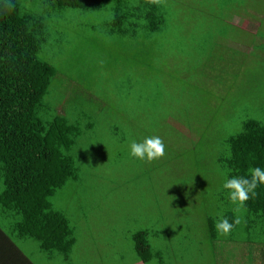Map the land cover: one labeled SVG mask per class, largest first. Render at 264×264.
I'll list each match as a JSON object with an SVG mask.
<instances>
[{"label":"rangeland","instance_id":"rangeland-1","mask_svg":"<svg viewBox=\"0 0 264 264\" xmlns=\"http://www.w3.org/2000/svg\"><path fill=\"white\" fill-rule=\"evenodd\" d=\"M167 1L182 10L183 5L193 3ZM32 8L30 4L27 9L39 11ZM165 9L169 26L157 35V42L166 44L161 45L162 49L157 46L160 48L153 53L161 66L159 86L153 89L147 71H129L125 86L116 77V72L124 73L129 66L111 62L118 58L111 42L123 46L126 41L110 36L111 6L80 14L72 21L77 24L74 31L65 29V36L55 46L52 57L58 73L52 85L64 88L56 99L63 96L66 107L72 106L70 100L75 94L88 98L75 101L79 113L88 117L93 115L94 107L106 111L96 115L93 134H84L74 147V166L79 170L76 179L67 180L51 197L53 208L62 212L72 227L79 252L75 250L72 262L59 258L55 264H133L137 256L131 233L139 228L150 230L151 256L147 264H216L217 250L212 252V246L207 244L205 219L210 207L216 205L215 195L222 179L211 154L203 152L207 148L200 146L196 135L205 133L210 126L224 138L239 131L237 115L264 114V37L251 39L243 34V29L255 32L260 23L252 19L257 17L253 10L244 13L242 30L235 26L233 17L229 20L232 26L226 21L218 25L224 35L216 37L213 25L206 29L203 24L199 27L204 35L195 36L196 22L182 15L172 20L171 5ZM215 16H223L219 7ZM137 39L130 45L126 42V46L143 49L144 37L139 36L140 44ZM252 53L258 56H250ZM242 62L254 79L232 74ZM127 78L130 87L126 85ZM85 79L91 82L82 86ZM237 102H248L250 106H234ZM123 107L137 109L138 122L129 119L124 111L114 117ZM235 110L237 113L226 116ZM183 114H188L186 124H194V134L176 121ZM228 118L233 121L228 122ZM128 120L135 122L134 128L129 127ZM114 125L120 131L118 136L111 133ZM120 136H124L122 140ZM151 136L163 139V157L147 162L130 155L132 141L142 142ZM32 245L29 250L36 263L54 264L45 261L38 244Z\"/></svg>","mask_w":264,"mask_h":264},{"label":"trees","instance_id":"trees-1","mask_svg":"<svg viewBox=\"0 0 264 264\" xmlns=\"http://www.w3.org/2000/svg\"><path fill=\"white\" fill-rule=\"evenodd\" d=\"M30 4L39 11L28 10ZM169 4L172 20L182 15V18L196 22L195 36L203 33L199 24L206 29L213 25L216 37L224 35L218 25L226 21L232 26L229 20L234 18L237 22L235 26L242 30L240 22L246 17L244 13L256 11L257 17H251L260 21L256 31H242L246 33L244 36L251 39L258 35L264 37V0H218V3L216 0H193L192 4L183 5V10L167 0H0V238L11 247L14 260L25 254L28 258L26 264H39L29 250L33 243L38 244L43 257H46L45 261L54 264V260L59 258L67 263L72 262L77 250L73 229L64 214L53 208L51 197L65 186L67 180L76 179L79 170L74 166L77 153L74 147L84 134H93L96 115L106 111L103 107L93 106V115L88 117L84 112L79 113L75 105L77 99L88 98L75 94V98L70 100L72 106L66 107L62 104L65 100L63 96L56 99L64 88L52 85L58 73L52 55L56 44L65 36L64 30L70 28L74 31L77 24L72 21L80 14H90L111 6L113 15L108 23L110 36L117 35L122 40L126 38L123 46L111 42V48L118 56L111 62L114 60L115 66H129L124 73L116 72V77L125 86L129 71L139 74L147 71L153 89L159 86L161 78V66L153 53L166 44L157 42V35L168 29L165 7ZM218 7L223 15L221 17L215 16ZM141 35L144 37L141 40L145 46L143 49L136 45L126 46V42L130 45L137 38L136 42L140 44ZM251 45L257 47L253 41ZM250 56L258 55L252 53ZM238 65L232 74L254 79L246 63ZM90 82L85 79L82 86ZM126 85L131 86L128 78ZM240 105L250 106L248 102L234 104ZM258 106L262 107L259 103ZM123 111L129 115V119L138 122L140 117L135 116L137 109L134 108L123 107L114 117L117 118ZM232 112L237 113L236 110L230 111L226 116ZM187 115L183 114L182 118L176 120L185 125H176L194 134L191 130L194 124L185 123ZM237 117L240 129L234 134L221 138L217 131L207 126L205 133L196 135L200 146L207 148L203 152L209 156L211 154L217 174L222 179L219 192L215 195L216 205L210 207L205 219L207 244L212 246V252L217 250L214 258L216 264H259V259L260 264H264V184L258 185L256 194H250L242 206L231 203L227 190L222 188L227 178H248L250 168L260 167L264 170V114ZM227 120L233 121L232 118ZM129 122V127L134 128L135 122ZM139 127L141 129L140 124ZM111 133L120 135L115 125ZM123 137L120 136L119 140ZM218 214L233 223L227 236L219 235L216 231ZM237 218L239 223H234ZM149 232L148 228H139L131 233L137 256L134 263L147 264L149 261Z\"/></svg>","mask_w":264,"mask_h":264},{"label":"clouds","instance_id":"clouds-1","mask_svg":"<svg viewBox=\"0 0 264 264\" xmlns=\"http://www.w3.org/2000/svg\"><path fill=\"white\" fill-rule=\"evenodd\" d=\"M129 147L131 156L147 162L159 159L165 154V145L159 136L145 137L142 142L132 141ZM260 184H264V170L254 167L249 169L248 178L243 176L227 178L222 188L227 190L231 203L242 206L250 198V194L253 196L256 194L255 189ZM234 223H239V219L237 218ZM215 228L219 235L227 236L233 228V223L222 214H218Z\"/></svg>","mask_w":264,"mask_h":264},{"label":"crops","instance_id":"crops-1","mask_svg":"<svg viewBox=\"0 0 264 264\" xmlns=\"http://www.w3.org/2000/svg\"><path fill=\"white\" fill-rule=\"evenodd\" d=\"M25 251L27 252V249ZM17 259L18 260H14V258L11 256V247L8 244H4L2 242V238H0V264H26L28 258L25 256V254H21L20 258ZM30 259L33 261L31 254Z\"/></svg>","mask_w":264,"mask_h":264}]
</instances>
